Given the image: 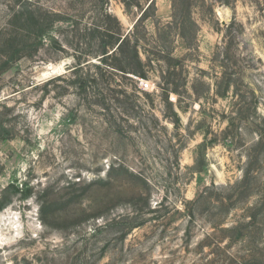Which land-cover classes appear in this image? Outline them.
<instances>
[{
    "label": "rangeland",
    "instance_id": "1",
    "mask_svg": "<svg viewBox=\"0 0 264 264\" xmlns=\"http://www.w3.org/2000/svg\"><path fill=\"white\" fill-rule=\"evenodd\" d=\"M20 1L0 0V264H264V0H154L144 78L76 37L87 18L16 52Z\"/></svg>",
    "mask_w": 264,
    "mask_h": 264
},
{
    "label": "trees",
    "instance_id": "2",
    "mask_svg": "<svg viewBox=\"0 0 264 264\" xmlns=\"http://www.w3.org/2000/svg\"><path fill=\"white\" fill-rule=\"evenodd\" d=\"M19 1V0H18ZM124 6L125 11L136 9L139 15L136 18L131 30L127 33L123 31V27L119 20L110 13L108 8L109 0H70L74 6V15L66 14V17H61V12L56 8H45L36 2V0H24L15 3L12 7V24L19 23L20 30L24 34L9 37L11 42H15L14 48L16 52H24V50L36 51L39 44L43 46L44 39L56 44L57 38L53 33L55 22L58 18L62 20L79 21L88 19V24L83 27L75 26L73 31L80 40L89 38V44H95L98 41L100 46V60L109 68L121 72L124 75L136 77H146L148 70L143 66L140 58L137 41L134 35L141 23L148 18V11H152L155 15L156 6L154 0H117ZM71 16L67 18L68 16ZM65 18V19H64ZM67 18V19H66ZM15 33H19L16 30ZM19 38L20 42H18ZM115 57L116 64L106 62L109 57ZM76 68H74L75 70ZM167 71V76H168ZM101 76H104L101 74ZM168 93L178 94L175 87L167 89ZM44 205L41 203L40 212L42 214ZM42 218V217H41ZM44 222V220L42 219Z\"/></svg>",
    "mask_w": 264,
    "mask_h": 264
},
{
    "label": "built area",
    "instance_id": "3",
    "mask_svg": "<svg viewBox=\"0 0 264 264\" xmlns=\"http://www.w3.org/2000/svg\"><path fill=\"white\" fill-rule=\"evenodd\" d=\"M140 81L144 85L145 88L148 87L149 84L146 81H144V80H140Z\"/></svg>",
    "mask_w": 264,
    "mask_h": 264
}]
</instances>
